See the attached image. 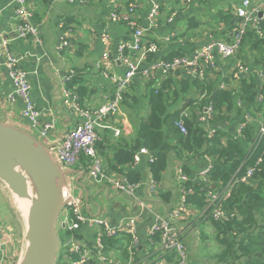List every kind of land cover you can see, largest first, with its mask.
<instances>
[{
  "label": "crops",
  "instance_id": "1",
  "mask_svg": "<svg viewBox=\"0 0 264 264\" xmlns=\"http://www.w3.org/2000/svg\"><path fill=\"white\" fill-rule=\"evenodd\" d=\"M135 1L139 5L137 17L140 24L143 25L145 24L144 17L148 10V2L147 0ZM242 1L193 0L189 6H185L180 0H158L160 26L143 39V45L147 47L152 43H157L159 52L154 55V59H168L167 57L171 53H181L175 56L189 55L212 41L227 42L231 40L232 36L234 11ZM260 1L263 0H250L251 4ZM125 2L126 0H116L118 9H123ZM26 3L32 13L31 22L39 29V38L19 39L15 31L18 22L15 15V4L13 0H0V41L2 37L10 40L13 51L20 58L21 68L28 73L31 88L30 97L40 112V121L52 124L53 131L48 136V140L40 138L31 129L28 122L21 117L22 102L19 99L14 102L7 101L8 95L13 92V87L8 73L2 65L1 47L0 123L28 133L47 147L50 142L61 141L80 122L78 114L66 108L63 100L64 90L68 89L77 93L76 90L80 89L79 98L83 107L96 108L110 98L114 89L112 78L121 76L125 70L124 65L117 60L116 47L119 41L129 37L131 31L129 26L123 22H110L107 0H88L82 6L70 5L66 0H50L49 9L46 8L44 0H26ZM173 13H175L174 19L168 23L167 19ZM193 18H203L204 20L194 24ZM65 32L70 33L67 38L69 46L59 49L58 44ZM102 33L109 35L108 47H105L100 41ZM166 39L168 41L165 43ZM103 53H107L109 61L101 64V69L97 70L94 65L101 59ZM250 55L248 54V56ZM236 57L235 59L239 60L237 55ZM149 58L150 56L147 55V63L150 62ZM235 59L224 60L215 53L216 67L214 71L207 72L204 78L211 81L210 76L213 73L217 79L230 75ZM242 59L250 73L259 78V70L250 65L249 57L246 55ZM71 71L75 73V76L68 84H65L63 79ZM181 75L187 77L183 72ZM155 79L156 81L160 80V75ZM70 83L72 87L69 86ZM148 83L136 77L125 95L118 114L103 124L109 128L97 129L99 141L96 152L106 171L110 164L118 166L113 158L116 150L129 149L136 142L139 122L147 113L143 97L146 95ZM190 93H197V91L191 89ZM195 97L201 99L198 94ZM259 97L260 95L257 96V99ZM185 113L188 117L191 116V110H187ZM263 117H259L258 124ZM221 126L225 127V124ZM115 130L119 132L118 136L114 134ZM227 131L233 136L238 135V125L236 123L229 125ZM182 162V158L175 151L168 153L167 168L161 180L158 184L156 183L155 193L150 192V185L154 181L149 171V156H143L137 164L132 162L131 165L119 167L123 169V174L107 172L108 175L114 177L137 175L140 186L133 197L115 192L105 184H95L89 181L87 165L85 166L82 162L73 167L62 168L66 175V185L75 196L81 199L83 212L86 216L102 217L113 226L125 217L139 216L137 231L139 241L143 245L139 250L143 249L147 257L148 247L145 243L148 240L150 226L157 219L166 217L180 198L177 169ZM188 166L189 181L200 184V173L213 165L207 158L205 160L190 158ZM129 172L132 173L129 174ZM12 195L13 193L0 182V223L4 225H8L5 215L9 200L13 198ZM203 210L205 209L197 210L189 207L184 221L180 223V233L186 243H188V229L205 224L206 218L203 216ZM25 211L27 216V204ZM8 227L10 228L9 225ZM23 227V234H25L26 219ZM9 232L8 249L13 258V264H19L24 254L25 243L23 238L14 237L15 233L11 228ZM59 232L58 227V234ZM82 232L88 235L87 228H83ZM113 252L121 255L120 250H113ZM154 252L156 256H159V253L155 250ZM89 264L102 263L98 261L97 257H93Z\"/></svg>",
  "mask_w": 264,
  "mask_h": 264
},
{
  "label": "built area",
  "instance_id": "2",
  "mask_svg": "<svg viewBox=\"0 0 264 264\" xmlns=\"http://www.w3.org/2000/svg\"><path fill=\"white\" fill-rule=\"evenodd\" d=\"M70 5L82 6L88 0H66ZM193 0H180V2L189 6ZM206 1V0H205ZM108 19L110 22H123L129 26L131 31L127 39L119 41L116 47L117 60L124 65V72L121 76L113 77L114 89L109 99L102 105L96 108L83 107L80 103V98L77 93L64 90L63 100L67 109L76 112L80 122L70 130L61 141L50 142L47 146L49 153L61 165V167H73L81 163L84 158L87 161L88 180L95 184H105L113 191L133 197L140 186L139 182H132L127 177H114L108 175L103 167L100 157L97 155L96 146L99 141L97 129L109 128L104 126L106 120L118 114L125 95L129 87L136 77H139L144 82H151L158 75L164 76L176 71L183 72L184 75L190 78L204 79L207 72L214 71L216 63L214 54L217 53L222 59H230L236 57L244 36L248 30H254L260 37H264L261 30V22L264 20V0L251 4L250 0H243L241 5L234 11V20L232 22V36L229 42L212 41L203 47L193 51L189 55L173 56L168 59H156L146 62L147 55L154 56L159 52V45L152 43L145 47L143 39L149 33L157 30L160 26V5L158 0H147L148 10L144 17L145 24L141 25L138 17V2L135 0H126L123 9H118L116 0H107ZM15 4V15L18 20L16 25V35L21 40L30 38L38 39L39 29L31 22L32 13L27 7L26 0H13ZM175 17V13L171 14L167 19L171 23ZM63 26V25H62ZM68 32H65L60 39L59 49H64L69 46L67 38ZM101 43L108 47L110 43L109 35L102 33L100 36ZM168 39L164 42L166 43ZM1 55L3 57L2 65L8 73V78L12 84L13 92L8 95L7 101L14 102L19 99L22 104L21 117L28 122L37 135L45 140L53 131V126L50 123H42L40 121V112L35 107L30 97V82L28 73L21 68L20 58L13 51L10 40L2 37L0 41ZM108 55L103 53L101 59L95 63V69L100 70L103 63H107ZM250 74L249 68L242 61L236 60L233 69L230 73V80L234 83L246 79ZM75 76L73 71L65 76L63 82L68 84ZM106 77V74H104ZM258 77H263L262 73H258ZM221 88H226L224 84ZM258 102L263 101L260 96ZM240 106V103H238ZM213 109L207 105L204 108L203 115L199 117L201 124L207 125ZM187 113L183 112L180 119L176 122V126L181 133L186 134L187 130L183 124V118H187ZM244 122L238 125V134L242 129L252 122L249 114L244 116ZM214 133V130L209 129V136ZM116 136L119 135L117 130L114 131ZM257 144L263 146L264 149V117L258 124L257 129ZM143 156H149V164L154 162V158L146 148H140L133 156V163L137 164ZM209 160V158H207ZM210 161V160H209ZM262 159L256 160L253 166L246 170V174L242 177V181L250 179L259 169ZM211 166L202 171L199 175L200 184L206 188L207 208H210V215L214 221H221L226 217L221 211L220 204L227 199L229 193L226 191L214 192L207 191L210 186L208 180L211 171ZM189 182V177L184 174L181 166L177 169V183L180 198L177 205L162 219H157L149 228L148 240L145 244L151 246L159 253L151 254L156 257L151 260L150 255L145 257L142 264H171L168 263L166 257L175 256L173 264H188V252L184 243L180 229L177 224L184 221L189 204L187 195L191 193L186 189V183ZM156 183L150 185V192L155 193ZM64 209L61 213L58 227L72 232L73 235L66 242L64 247L60 244V251L57 255V262L64 264H89L93 257H97L102 264H135L137 252L143 245L139 241L137 226L139 216H128L120 220L113 226L107 220L99 216H86L83 212L82 201L75 196L71 189L66 185L63 192ZM83 228H87L88 233L92 236V244L88 245L85 239ZM8 225L0 223V264H13V258L8 245L10 242V232ZM128 237L127 257L115 255L113 251L106 252L104 248V238H120ZM158 236L159 240L153 237ZM153 238V240H152ZM61 243V242H60ZM61 252H63L61 254ZM62 257H60L61 255ZM60 257V259H59Z\"/></svg>",
  "mask_w": 264,
  "mask_h": 264
},
{
  "label": "trees",
  "instance_id": "3",
  "mask_svg": "<svg viewBox=\"0 0 264 264\" xmlns=\"http://www.w3.org/2000/svg\"><path fill=\"white\" fill-rule=\"evenodd\" d=\"M44 3L49 5L47 0ZM260 26L264 34V20ZM177 54L181 53H171L167 58ZM236 55L240 61L247 55L250 65L258 69L263 77L256 78L250 73L246 79L234 83L230 75L218 80L213 73L211 81H208L206 78H187L176 71L160 76L158 81L149 82L143 97L147 113L139 122L134 146L116 150L113 158L118 166L110 164L107 171L106 168L104 170L106 173L123 174L121 168L132 164L136 150L146 148L154 158V162L149 164V171L153 181L158 184L167 168L169 152L175 151L182 158L181 167L186 175L189 174L190 158H209L213 166L207 191L229 193L228 198L220 204L226 217L214 221L210 208L204 216L214 229L215 240L222 248L217 255L218 261L220 264H264V149L257 144V124L259 117L264 116V37L254 30H248ZM149 59L156 60L154 56ZM222 84L226 88H221ZM191 89L197 93H190ZM76 92L80 96V89ZM197 94L201 99L195 97ZM258 95L263 97L262 102L257 101ZM207 105L211 106L213 112L205 125L198 119ZM187 110H191V116L183 118L187 130L183 134L176 122ZM246 114L251 116L252 122L240 134L233 136L227 131L228 126L243 123ZM223 124L225 127L221 126ZM209 129L214 130L211 136L208 134ZM259 158L263 161L259 169L249 180L242 181L246 170ZM81 162L87 165L84 158ZM126 176L132 182L139 181L137 175ZM186 189L191 191L187 195L190 207L197 210L207 208L206 188L189 181ZM72 235V232L60 229L59 238L63 247ZM153 238L159 240L158 236ZM85 239L88 245L92 244L90 233L85 235ZM128 242L127 236L104 238V248L106 252L120 250L121 256L126 258ZM147 247V256L150 255L151 260H154L156 257L151 256L155 254L154 248ZM136 257L135 264H142L146 257L144 250H138ZM166 260L171 264L176 261L174 255L166 257Z\"/></svg>",
  "mask_w": 264,
  "mask_h": 264
},
{
  "label": "water",
  "instance_id": "4",
  "mask_svg": "<svg viewBox=\"0 0 264 264\" xmlns=\"http://www.w3.org/2000/svg\"><path fill=\"white\" fill-rule=\"evenodd\" d=\"M0 182L17 197L28 195L25 250L19 264H56L66 188L61 165L41 141L0 123Z\"/></svg>",
  "mask_w": 264,
  "mask_h": 264
},
{
  "label": "rangeland",
  "instance_id": "5",
  "mask_svg": "<svg viewBox=\"0 0 264 264\" xmlns=\"http://www.w3.org/2000/svg\"><path fill=\"white\" fill-rule=\"evenodd\" d=\"M47 1L49 2L50 0ZM46 8L49 9L48 6ZM193 19L195 20L194 24L199 23L200 20H204L203 18ZM12 197L13 198L9 200V206L6 210L5 220L12 229V232L15 233L14 237L19 236L20 238H24L23 225L25 224L26 219V204L29 205L28 195L25 194V196L17 197L13 194ZM208 209L209 208H205V210H203V216L206 215V211H208ZM188 221H191V219H188ZM204 223L205 224L203 226L196 225L195 227H190L188 229V243H186L185 238H182L186 244L189 255L188 264H220L217 259V255H219L222 248L215 240L214 229L211 228V224L209 222ZM177 226L180 229V223H178Z\"/></svg>",
  "mask_w": 264,
  "mask_h": 264
},
{
  "label": "bare ground",
  "instance_id": "6",
  "mask_svg": "<svg viewBox=\"0 0 264 264\" xmlns=\"http://www.w3.org/2000/svg\"><path fill=\"white\" fill-rule=\"evenodd\" d=\"M27 205H28V204H27ZM28 207H29V205H28ZM59 229H61V228H59ZM114 254H115V255H117V253H116V252H114Z\"/></svg>",
  "mask_w": 264,
  "mask_h": 264
}]
</instances>
